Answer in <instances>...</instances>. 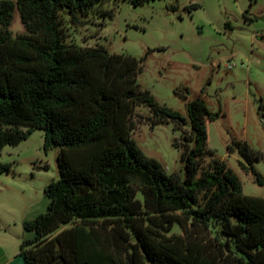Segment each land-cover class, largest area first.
Listing matches in <instances>:
<instances>
[{
	"label": "trees",
	"instance_id": "trees-1",
	"mask_svg": "<svg viewBox=\"0 0 264 264\" xmlns=\"http://www.w3.org/2000/svg\"><path fill=\"white\" fill-rule=\"evenodd\" d=\"M99 1L0 0V155L6 145L17 146L40 129L46 152L59 147L60 176L45 187L47 211L24 222L34 232L21 243L26 264H264V196L245 194L239 176L222 162L201 171L206 122L222 110L213 111L201 97L181 95L194 143L182 153L184 178L170 175L131 136L139 103L149 106L154 125L174 122L181 129L187 121L140 87L143 58L64 43L60 8L84 10ZM16 7L28 33L13 38L8 27ZM232 143L245 159L240 166L263 185L254 165L263 154L247 141ZM5 171L11 164L0 162ZM132 178L142 184L144 203ZM177 210L193 224L186 234L167 235ZM74 218L81 224L46 239ZM197 223L207 230L218 225L214 239L193 232ZM97 229L109 233L117 252L100 241Z\"/></svg>",
	"mask_w": 264,
	"mask_h": 264
},
{
	"label": "rangeland",
	"instance_id": "rangeland-1",
	"mask_svg": "<svg viewBox=\"0 0 264 264\" xmlns=\"http://www.w3.org/2000/svg\"><path fill=\"white\" fill-rule=\"evenodd\" d=\"M59 21L66 45L143 58L140 87L186 117L181 129L174 122L154 125L149 106L139 103L131 118V136L145 155L158 159L168 174L184 178L182 153L187 143L192 146L194 142L187 100L181 95L201 97L213 111L222 110L218 119L206 122L208 139L201 171L222 162L239 176L245 194L264 196V184L240 166L239 161L245 159L232 143L247 141L263 154L254 165L264 178V0H148L139 5L132 0H101L84 10L63 6ZM8 32L13 38L28 33L17 7ZM43 143L44 131L34 130L19 145H6L0 155V162L11 164V171L0 172V239L12 242L13 250L21 249L25 237H34L24 222L47 211L45 187L60 176L59 147L46 152ZM130 185L144 203L141 182L132 178ZM174 213L177 220L166 234H186L193 220L181 210ZM77 224L81 221L75 218L60 223L46 239ZM197 225L193 232L199 237L214 239L218 225L208 230ZM97 236L117 252L107 231L97 229Z\"/></svg>",
	"mask_w": 264,
	"mask_h": 264
},
{
	"label": "crops",
	"instance_id": "crops-1",
	"mask_svg": "<svg viewBox=\"0 0 264 264\" xmlns=\"http://www.w3.org/2000/svg\"><path fill=\"white\" fill-rule=\"evenodd\" d=\"M1 233L2 232L0 229V235ZM24 239H28V236L27 238L25 237ZM0 264H26V261L20 254V249L13 250L12 242L9 243L8 241H4L0 239Z\"/></svg>",
	"mask_w": 264,
	"mask_h": 264
}]
</instances>
